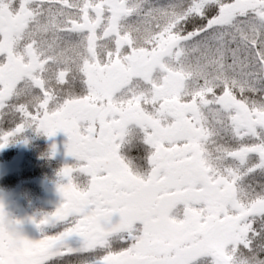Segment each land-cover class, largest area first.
<instances>
[{"label": "snow or ice", "instance_id": "6c2138e0", "mask_svg": "<svg viewBox=\"0 0 264 264\" xmlns=\"http://www.w3.org/2000/svg\"><path fill=\"white\" fill-rule=\"evenodd\" d=\"M26 128L75 163L43 238L0 205V264H264V0H0V148Z\"/></svg>", "mask_w": 264, "mask_h": 264}, {"label": "rangeland", "instance_id": "374dc122", "mask_svg": "<svg viewBox=\"0 0 264 264\" xmlns=\"http://www.w3.org/2000/svg\"><path fill=\"white\" fill-rule=\"evenodd\" d=\"M67 143L69 138L62 130L48 136L35 128H26L0 148V158L5 160V168L0 169L1 177L9 174L18 179L13 185L2 188L1 193L4 211L13 220L38 222L62 204L59 185L67 179L60 172L75 163V158L67 154ZM10 151L12 156L8 157ZM33 226L40 238L52 231L49 226L38 228L34 222Z\"/></svg>", "mask_w": 264, "mask_h": 264}, {"label": "flooded vegetation", "instance_id": "af4514ba", "mask_svg": "<svg viewBox=\"0 0 264 264\" xmlns=\"http://www.w3.org/2000/svg\"><path fill=\"white\" fill-rule=\"evenodd\" d=\"M5 213L8 219L13 222L15 228L22 236L33 241L41 239L36 234L37 229H35L36 227L33 226L32 220L25 219L23 221L18 222L16 220H13L12 216L7 211H5ZM82 243H83L82 238L77 235H73L69 237L67 240V245L72 248H76V247L78 248L82 245Z\"/></svg>", "mask_w": 264, "mask_h": 264}, {"label": "trees", "instance_id": "16d2710c", "mask_svg": "<svg viewBox=\"0 0 264 264\" xmlns=\"http://www.w3.org/2000/svg\"><path fill=\"white\" fill-rule=\"evenodd\" d=\"M10 156H12V151H10L8 157H10ZM4 161H5L4 158L1 157L0 158V169L5 168V165H4L5 163L3 164ZM41 170H43V169H41ZM17 180L18 179L16 177H14V176L10 177L9 174H7L6 176L2 175V177L0 175V201H1V205L3 206V208H4L5 203L3 200L4 195L1 194L2 188L13 185ZM75 259H76L75 256H71L68 258V260L65 262V264H69V262H71V264H74Z\"/></svg>", "mask_w": 264, "mask_h": 264}]
</instances>
